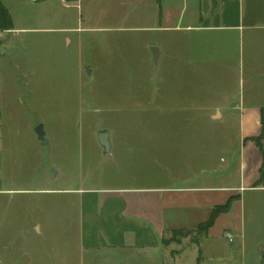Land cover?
Segmentation results:
<instances>
[{"label":"rangeland","instance_id":"rangeland-1","mask_svg":"<svg viewBox=\"0 0 264 264\" xmlns=\"http://www.w3.org/2000/svg\"><path fill=\"white\" fill-rule=\"evenodd\" d=\"M119 37L118 44L104 43L87 57L94 64L87 70L64 34L10 39L18 45L10 51L11 63L7 58L0 66V185L23 192L0 195V264H113L93 263L91 252L82 250L79 197L62 190L180 186L179 176L209 175L202 170L208 163L198 162L196 153L209 146L211 185L239 183V116L211 127L200 119V127H189L185 114L145 112L150 94L161 89L175 95L174 65L149 58L146 44L157 34ZM181 85L184 93L192 91L191 82ZM39 125L45 142L36 133ZM102 132L113 137L110 154L99 142ZM243 210L247 248L239 247L240 237L232 235L233 243L222 235V220L211 236V264H231L232 252L245 264H264L255 256V245L264 241V191L247 192ZM201 237L197 229L170 230L165 242L175 255ZM192 251L180 264H189ZM114 264L142 263L126 251ZM165 264H173L170 254Z\"/></svg>","mask_w":264,"mask_h":264},{"label":"crops","instance_id":"crops-1","mask_svg":"<svg viewBox=\"0 0 264 264\" xmlns=\"http://www.w3.org/2000/svg\"><path fill=\"white\" fill-rule=\"evenodd\" d=\"M1 1L10 13L13 27L3 30L0 22V66L10 59L13 46L18 45L10 44V39L26 33L64 34L67 48L79 50L85 70L94 65L85 60L100 45H116L125 33H153L158 39L147 41L146 47L159 48L158 61L163 67L174 65L177 86L174 96L161 89L150 94L145 112L185 114L189 127L194 122L198 127L202 123L211 127V123L226 116H239L237 184L211 185L208 145L196 152L198 162L208 163L202 170L208 169L209 175L203 179L172 175L184 184L62 190L79 197L82 250L91 252L93 263L107 260L114 264L129 251L142 264H165L169 254L173 264H180L192 248L189 264H211V236L222 220V235L240 237L239 247L247 248L243 200L247 192L264 191V185L258 184L264 163V139L263 151L255 140L262 133L264 107V0H78L71 4L65 0ZM85 50L88 51L84 53ZM149 58H153L150 51ZM184 81L191 82L192 91L184 93L180 86ZM211 97L220 100L216 102ZM200 119L204 122L197 121ZM111 144L112 152V135ZM20 192L23 190L17 187L0 185V195ZM232 196L239 197L233 203L234 213L231 210L220 214L199 242L188 244L175 255V249L169 251L171 244L165 242L168 231L198 229L209 220L215 206L227 203ZM170 211L173 220L168 216ZM234 241L235 238L230 242ZM206 247L210 249L208 254L204 252ZM255 256L258 263L264 261V241L255 245ZM242 259L236 258L234 252L230 255L231 264H245ZM212 264L225 263L214 259Z\"/></svg>","mask_w":264,"mask_h":264},{"label":"trees","instance_id":"trees-1","mask_svg":"<svg viewBox=\"0 0 264 264\" xmlns=\"http://www.w3.org/2000/svg\"><path fill=\"white\" fill-rule=\"evenodd\" d=\"M0 22H1V28L3 30L6 29H11L13 27V22L10 16V13L8 11V9L2 4V1L0 0ZM1 44V42H0ZM261 124H262V133L259 137L255 138V140L257 141V144L259 146V148L261 149V151H263V139H264V107L261 109ZM264 153V151H263ZM258 184H263L264 185V163L263 166L261 168V178L260 181L258 182ZM239 197L238 196H232L227 203L223 204V205H218L215 206L211 212V216L209 218L208 221H206L205 223L201 224L197 231L201 234V235H206L209 231V229L211 227H213V225L215 224L216 219L218 218V216L222 213H227L230 212L232 207H233V203L235 202V200H237ZM201 261V256L199 257V262Z\"/></svg>","mask_w":264,"mask_h":264},{"label":"water","instance_id":"water-1","mask_svg":"<svg viewBox=\"0 0 264 264\" xmlns=\"http://www.w3.org/2000/svg\"><path fill=\"white\" fill-rule=\"evenodd\" d=\"M152 53H153L154 61H155V63H157L158 59H159V48L153 47ZM36 133H37V135L41 141H43V142L46 141V134H45V131L43 129V125H39L36 128ZM99 142L104 149V153L110 154L111 153V147H112L110 133L109 132L100 133L99 134ZM53 171H55V169H53Z\"/></svg>","mask_w":264,"mask_h":264},{"label":"built area","instance_id":"built-area-1","mask_svg":"<svg viewBox=\"0 0 264 264\" xmlns=\"http://www.w3.org/2000/svg\"><path fill=\"white\" fill-rule=\"evenodd\" d=\"M78 0H65L66 4H71V3H75ZM227 238H229L230 241H233V236L231 235V233H226Z\"/></svg>","mask_w":264,"mask_h":264}]
</instances>
